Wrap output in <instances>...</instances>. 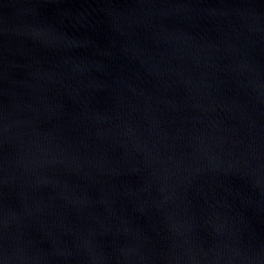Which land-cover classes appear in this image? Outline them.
Listing matches in <instances>:
<instances>
[{
    "label": "water",
    "instance_id": "95a60500",
    "mask_svg": "<svg viewBox=\"0 0 264 264\" xmlns=\"http://www.w3.org/2000/svg\"><path fill=\"white\" fill-rule=\"evenodd\" d=\"M0 264H264V0H0Z\"/></svg>",
    "mask_w": 264,
    "mask_h": 264
}]
</instances>
